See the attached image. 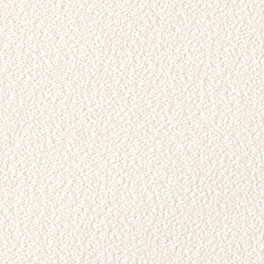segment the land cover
Returning a JSON list of instances; mask_svg holds the SVG:
<instances>
[{
    "label": "snow or ice",
    "instance_id": "1",
    "mask_svg": "<svg viewBox=\"0 0 264 264\" xmlns=\"http://www.w3.org/2000/svg\"><path fill=\"white\" fill-rule=\"evenodd\" d=\"M0 264H264V0H0Z\"/></svg>",
    "mask_w": 264,
    "mask_h": 264
}]
</instances>
